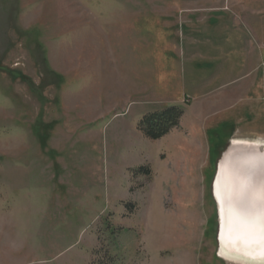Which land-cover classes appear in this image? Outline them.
<instances>
[{
    "label": "rangeland",
    "instance_id": "rangeland-1",
    "mask_svg": "<svg viewBox=\"0 0 264 264\" xmlns=\"http://www.w3.org/2000/svg\"><path fill=\"white\" fill-rule=\"evenodd\" d=\"M237 139L264 142V0H0V264H264L219 253Z\"/></svg>",
    "mask_w": 264,
    "mask_h": 264
},
{
    "label": "bare ground",
    "instance_id": "bare-ground-1",
    "mask_svg": "<svg viewBox=\"0 0 264 264\" xmlns=\"http://www.w3.org/2000/svg\"><path fill=\"white\" fill-rule=\"evenodd\" d=\"M212 194L217 208L222 206L221 216L217 209L220 256L264 259V142L231 140L219 159Z\"/></svg>",
    "mask_w": 264,
    "mask_h": 264
},
{
    "label": "trees",
    "instance_id": "trees-1",
    "mask_svg": "<svg viewBox=\"0 0 264 264\" xmlns=\"http://www.w3.org/2000/svg\"><path fill=\"white\" fill-rule=\"evenodd\" d=\"M182 114V108L170 105L144 114L139 120L138 127L148 138L158 139L178 126Z\"/></svg>",
    "mask_w": 264,
    "mask_h": 264
},
{
    "label": "crops",
    "instance_id": "crops-1",
    "mask_svg": "<svg viewBox=\"0 0 264 264\" xmlns=\"http://www.w3.org/2000/svg\"><path fill=\"white\" fill-rule=\"evenodd\" d=\"M221 53H227V52H225V50L224 51H222ZM229 53H232V52H229ZM222 56H224L223 57V60H222ZM221 56V61L220 60H218V59H214L213 57H212V67L213 68H216V67H218L219 66V64L220 63H226V61L224 60L225 59V57H226V55H222ZM216 60H218V61H216ZM214 62V63H213ZM220 62V63H219ZM218 63V64H217ZM226 65V68L228 67L227 65L228 64H225ZM221 67V66H220ZM228 69H230V68H228ZM217 73H219V72H217ZM223 75H225V72H224V74ZM218 76V77H216V74H215V76H213V78H212V80L213 81H217V80H221L224 76ZM215 77V78H214ZM222 83H224V81H221V84ZM222 85H224V84H222ZM212 90H216V92L215 93H212V100H216V101H220V100H224L223 98H226V95H227V90L225 91V89H222V86H216V88H213L212 87ZM213 116V115H212Z\"/></svg>",
    "mask_w": 264,
    "mask_h": 264
},
{
    "label": "water",
    "instance_id": "water-1",
    "mask_svg": "<svg viewBox=\"0 0 264 264\" xmlns=\"http://www.w3.org/2000/svg\"><path fill=\"white\" fill-rule=\"evenodd\" d=\"M221 155H222V154H221ZM219 159H220V158H219ZM218 163H219V160L217 161V164H216V169H217V170H216V174H217V171H218ZM216 174H215V175H216ZM225 201H227V199H226ZM217 202H218V201H217ZM226 203H227V202H226ZM229 203H230V202H229ZM224 206H225V207H224V209H225V208H226V205L224 204ZM219 207H220V205L218 204V214H219V216H221L220 214H221V211H222V206H221L220 208H219ZM229 213H230V215H232V216H231L232 218H236V214H235V213H233V212H231V211H229ZM237 222H238V221H237ZM237 222L234 221V223H237Z\"/></svg>",
    "mask_w": 264,
    "mask_h": 264
}]
</instances>
